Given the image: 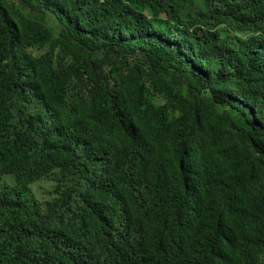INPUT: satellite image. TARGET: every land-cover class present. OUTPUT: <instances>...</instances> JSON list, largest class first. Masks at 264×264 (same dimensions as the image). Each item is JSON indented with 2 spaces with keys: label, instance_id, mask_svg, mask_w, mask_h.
Segmentation results:
<instances>
[{
  "label": "trees",
  "instance_id": "trees-1",
  "mask_svg": "<svg viewBox=\"0 0 264 264\" xmlns=\"http://www.w3.org/2000/svg\"><path fill=\"white\" fill-rule=\"evenodd\" d=\"M0 264H264V0H0Z\"/></svg>",
  "mask_w": 264,
  "mask_h": 264
},
{
  "label": "rangeland",
  "instance_id": "rangeland-1",
  "mask_svg": "<svg viewBox=\"0 0 264 264\" xmlns=\"http://www.w3.org/2000/svg\"><path fill=\"white\" fill-rule=\"evenodd\" d=\"M44 185V187H47V186H49V185H46V184H43ZM46 189L45 188H43V191H45ZM44 196H47L46 195V193H44Z\"/></svg>",
  "mask_w": 264,
  "mask_h": 264
}]
</instances>
